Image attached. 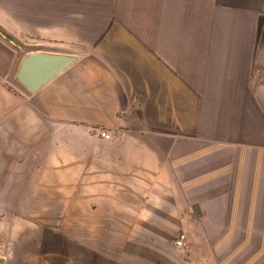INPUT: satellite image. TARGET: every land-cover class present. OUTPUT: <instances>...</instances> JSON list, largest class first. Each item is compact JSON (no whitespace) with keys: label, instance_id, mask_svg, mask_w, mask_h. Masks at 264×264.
<instances>
[{"label":"crops","instance_id":"0c3cea01","mask_svg":"<svg viewBox=\"0 0 264 264\" xmlns=\"http://www.w3.org/2000/svg\"><path fill=\"white\" fill-rule=\"evenodd\" d=\"M0 28L13 207L74 208L77 264H154L182 224L264 264V0H0ZM34 52L75 60L29 91Z\"/></svg>","mask_w":264,"mask_h":264},{"label":"rangeland","instance_id":"374dc122","mask_svg":"<svg viewBox=\"0 0 264 264\" xmlns=\"http://www.w3.org/2000/svg\"><path fill=\"white\" fill-rule=\"evenodd\" d=\"M11 179L10 176V184L0 186L6 188V190L0 191V264H29L30 261L33 264H77L76 251L80 247L77 240L78 225L71 222V220H75V216L72 217L75 215V209L20 207L19 204H23V202L19 201L20 193L18 192L16 193L18 200L15 202L17 207H13L15 193L12 190ZM42 211L45 213H40ZM41 219L45 222H41ZM32 220L39 221L33 223L30 222ZM195 226L165 225L163 230L165 237H158L157 233H149V245L146 247L155 251L151 257L157 262L153 263L160 264V259H162L161 264H178L179 261L180 264H205L206 262L220 261V257L212 261L210 254L220 253V250L228 248L231 246L229 245L230 241L201 240L196 233ZM183 232L188 234V238L184 246L178 247L175 241ZM121 241L115 242L117 249L124 248ZM126 242V247L137 244L135 239H128ZM245 244L246 251H250L251 243L246 241ZM137 245L141 247V244ZM235 246L236 244L233 245V248ZM159 250L164 251L163 258L157 255L160 253ZM222 258V263H227L226 259L228 262H232L234 256L227 258L222 256ZM248 258L251 256L246 257V260ZM112 264L123 263L118 261Z\"/></svg>","mask_w":264,"mask_h":264},{"label":"water","instance_id":"95a60500","mask_svg":"<svg viewBox=\"0 0 264 264\" xmlns=\"http://www.w3.org/2000/svg\"><path fill=\"white\" fill-rule=\"evenodd\" d=\"M74 60L75 57L69 55L31 53L23 59L17 72V80L29 91H36Z\"/></svg>","mask_w":264,"mask_h":264},{"label":"built area","instance_id":"2783aa9c","mask_svg":"<svg viewBox=\"0 0 264 264\" xmlns=\"http://www.w3.org/2000/svg\"><path fill=\"white\" fill-rule=\"evenodd\" d=\"M101 135L106 138V139H110L111 135L107 132H102ZM186 243V234L182 233L181 235H179V237L176 239L175 244L178 247H182L184 246Z\"/></svg>","mask_w":264,"mask_h":264}]
</instances>
